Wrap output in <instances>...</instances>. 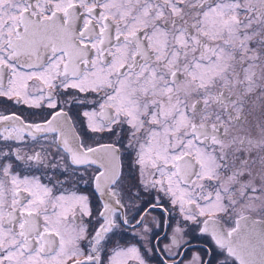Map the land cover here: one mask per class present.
Instances as JSON below:
<instances>
[{"label": "snow or ice", "instance_id": "obj_1", "mask_svg": "<svg viewBox=\"0 0 264 264\" xmlns=\"http://www.w3.org/2000/svg\"><path fill=\"white\" fill-rule=\"evenodd\" d=\"M0 264H264V0H0Z\"/></svg>", "mask_w": 264, "mask_h": 264}, {"label": "flooded vegetation", "instance_id": "obj_2", "mask_svg": "<svg viewBox=\"0 0 264 264\" xmlns=\"http://www.w3.org/2000/svg\"><path fill=\"white\" fill-rule=\"evenodd\" d=\"M149 219H150V217H149Z\"/></svg>", "mask_w": 264, "mask_h": 264}]
</instances>
